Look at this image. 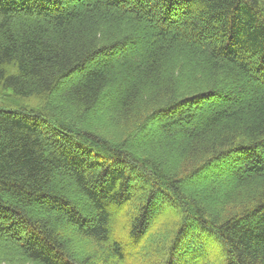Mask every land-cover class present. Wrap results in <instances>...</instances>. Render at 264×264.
Returning a JSON list of instances; mask_svg holds the SVG:
<instances>
[{"label": "trees", "instance_id": "1", "mask_svg": "<svg viewBox=\"0 0 264 264\" xmlns=\"http://www.w3.org/2000/svg\"><path fill=\"white\" fill-rule=\"evenodd\" d=\"M155 255L264 264V0H0V264Z\"/></svg>", "mask_w": 264, "mask_h": 264}, {"label": "rangeland", "instance_id": "2", "mask_svg": "<svg viewBox=\"0 0 264 264\" xmlns=\"http://www.w3.org/2000/svg\"><path fill=\"white\" fill-rule=\"evenodd\" d=\"M116 226H118V224H117ZM114 228H115V227H114ZM217 242H218V241H215L214 244L217 245ZM209 254H210V256L207 257V258H208L207 261H213L212 258H215L216 256L219 255L217 249H214V248H213V251H211ZM215 255H216V256H215ZM144 260H145V258H144L143 256H140L138 259H135L134 263H132V264H144ZM151 260H153V261H149L148 264H159V260L157 261V257H156V255H155V257H151ZM128 264H129V263H128ZM146 264H147V263H146ZM211 264H213V263H211Z\"/></svg>", "mask_w": 264, "mask_h": 264}]
</instances>
